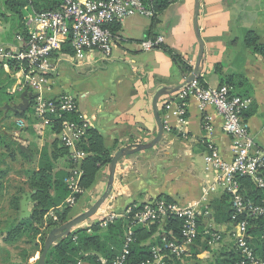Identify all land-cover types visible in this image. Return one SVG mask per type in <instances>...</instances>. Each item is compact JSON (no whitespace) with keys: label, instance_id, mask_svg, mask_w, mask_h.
Wrapping results in <instances>:
<instances>
[{"label":"crops","instance_id":"crops-1","mask_svg":"<svg viewBox=\"0 0 264 264\" xmlns=\"http://www.w3.org/2000/svg\"><path fill=\"white\" fill-rule=\"evenodd\" d=\"M194 2L177 0L169 3L154 20L132 16L125 18L113 33L116 36L113 50L102 65L98 61L82 62V67L77 70L76 61L60 58L59 70L49 87H45V94L78 93V117L97 130L104 145L111 150V157L122 147L146 143L156 135L157 124L152 110L154 92L162 85L182 83L192 71L199 53V42L193 26ZM197 20L203 42L198 77L206 86L227 85L232 94L251 99L248 108H253V113L246 118L249 132L254 142L264 148V56L244 44L247 32H254L258 42L264 44V0H199ZM6 26L3 24L0 27V38L7 37ZM156 36L163 37L160 47L151 50L141 48L143 41ZM175 56L180 57L181 63L175 60ZM217 64L222 69L219 73L216 72ZM91 65L101 69L84 76ZM5 74L14 79L12 88H15L13 71ZM174 95L175 92L163 95L158 103L164 125L161 141L151 149L118 160L108 199L78 228L90 227L106 211L120 213L130 203L141 204L160 195L182 204L196 201L201 197L203 185L212 181V174L203 169L207 144L212 143L223 158L230 159V137L225 133L223 120L214 106L206 104L201 108L199 101L190 97L186 101V124L181 126L178 119L163 106ZM8 115H12L13 123L21 118L11 111H5V116ZM23 132L14 130L12 133L17 138H23L25 144L37 146L36 152L26 151L30 161L36 156L37 164L31 169L37 170L41 149L47 146L48 150H53V139L57 136L48 130L35 129L36 134L28 129ZM62 158L59 156L53 161V171L65 173L66 177L69 163L66 157ZM107 179L108 166L100 168L92 185L71 207L69 218L91 207L103 193ZM244 185L243 191L248 194L249 188ZM83 194L87 197L86 202L77 206ZM224 197L218 191L208 200L210 221L213 223L212 212L224 201ZM61 207L57 206L56 209ZM28 208L31 211V201ZM54 210L49 209L45 217L48 218ZM14 216L11 215L9 220ZM220 225L221 241L210 247L211 251L202 250L196 256L201 264L213 259L215 251L219 254L233 248L231 223ZM26 238L22 235L15 244H9L0 235V264H36L37 251L26 256L24 261L19 255L22 250H32V244L25 243ZM98 259L101 264L106 261L102 256ZM78 263L89 264L85 261Z\"/></svg>","mask_w":264,"mask_h":264},{"label":"built area","instance_id":"built-area-1","mask_svg":"<svg viewBox=\"0 0 264 264\" xmlns=\"http://www.w3.org/2000/svg\"><path fill=\"white\" fill-rule=\"evenodd\" d=\"M163 1L172 3L177 0H62L56 10L31 11L27 15L24 22L27 36L15 33L11 41L0 43V69L8 73L13 71L16 79L15 88L9 89V93L31 89L35 96L31 98L28 115L35 122V129L49 130L57 123L59 131L54 134L69 151V171L64 179L69 194L64 200L65 206L72 207L78 195L83 193L79 182L82 160L87 154L79 145L90 125L80 118L77 122L65 117V114L78 112L73 94L65 92L47 96L45 87H49L58 72L60 58H69L78 64L97 59L102 65L111 55L116 38L110 26L121 24L125 18L134 15L154 18L158 13L157 5ZM162 44L163 37L156 36L143 41L141 48L151 50ZM12 63L14 66L10 68ZM190 97L196 98L201 108L206 104L213 105L221 116L223 129L230 137V159L223 158L212 143L207 144L203 169L212 174V181L203 185L201 197L196 201L182 204L173 199L154 198L141 204L130 203L120 213L106 211L100 215L97 222L101 228L119 218L130 220L121 252L109 263L104 260V264L125 263L135 239L133 225L148 228L170 218L182 221L180 237L172 230L163 231L160 243L151 247L152 259L143 264H166L167 260L174 258L183 261V256L189 255L196 246L198 218L209 216L208 200L218 191L227 196L232 210L231 237L233 247L240 255L235 264H264V257L254 253L249 232L250 227H257L262 222L260 240L264 242V148L254 142L247 120L243 118L251 99L232 94L227 85L206 86L196 78L176 91L174 97L163 105L181 126L186 124V101ZM15 124L26 127L27 121L17 118ZM243 180L259 191V201L246 196ZM49 217L57 219L52 211ZM220 226L208 221L203 226L201 241L210 247L217 245L222 239Z\"/></svg>","mask_w":264,"mask_h":264},{"label":"trees","instance_id":"trees-1","mask_svg":"<svg viewBox=\"0 0 264 264\" xmlns=\"http://www.w3.org/2000/svg\"><path fill=\"white\" fill-rule=\"evenodd\" d=\"M61 2L62 0H0V23L7 24L12 35L21 33L27 36V31L24 27L27 15L31 11L43 12L56 10ZM168 4L165 1L159 3L157 5L158 12L166 8ZM110 28L112 33H114L120 26L119 24H112ZM244 44L252 49V51L261 53L264 56V44L258 42V38L254 32H247L244 37ZM174 58L178 63H181L180 57L175 56ZM13 66L12 63L10 68H13ZM215 67L217 73L221 72L220 64H217ZM186 69L190 71L189 67ZM2 75L5 76L7 74L0 69V77ZM13 81L14 79L8 80V84H12ZM197 81L205 85L199 77H197ZM4 85L3 80H0L1 120L5 119V111L8 107L14 105L11 94L6 95L4 92ZM14 94H17L19 99L20 92ZM30 111L31 108L29 106L26 111H16L13 115L26 119L28 126L25 129L35 133L33 127L35 126V122L28 115ZM252 113L253 108L251 109L250 107L243 113V118L246 119ZM65 117L79 122L77 113L65 114ZM11 124L17 127L15 123ZM12 126L5 128V125L0 124V192L4 188L3 182L12 168L11 165L5 163V157L10 156L12 161H14L16 152L27 163L30 162L27 152L20 148V145H23L25 141L17 138L9 131L13 128ZM48 131L57 133L59 131L58 124L56 123ZM25 147L27 151H33L31 145L28 144ZM79 148L87 154L82 160V175L79 182L81 189L84 191L92 185L100 168L108 166L111 160V150L104 145L101 135L91 126L86 130L85 137L81 141ZM59 156L66 157L70 164L69 151L61 145L58 138H55L53 139V150H48L47 146L41 149L38 169H25L26 187H19L15 190L9 200L10 208L16 211V215L5 226L0 228V235L2 240L9 244H15L20 240L22 235H25L27 237L25 243H31L32 250L30 252L22 250L21 253L24 257L30 256V254L36 251L40 254L48 231L65 223L69 219L71 207L63 205L64 199L69 194V190L63 180L65 173L53 171V161ZM243 182L245 183L244 186L249 188V193L246 196L254 201H259L261 198L259 191L254 189L249 181L243 180ZM33 189L36 191L31 197V215L29 218L20 220L18 218V211L20 208L21 194L26 191L31 192ZM156 199L171 200L169 197L163 195L158 196ZM223 199L224 201H221V204L212 212V218L215 224L231 221L232 210L227 202V196ZM225 200L227 203H225ZM60 205L62 207L56 209ZM51 208L55 209L56 220L52 217H45V214ZM210 219V216L207 215L198 218V235L195 239L196 246L192 247L189 255L183 256V262H186V264H201L196 258L197 254L202 250L211 251L210 246L201 241L203 238V226ZM129 224V219L119 218L109 223L105 228H101L98 222L93 223L89 228H76L67 237L57 242V244L48 250L45 262L46 264H78L79 261H85L89 264H101L98 258L102 256L106 259V263H109L121 252L125 229ZM181 224V220L170 218L163 224L155 222L148 228L138 224L133 225L135 239L130 246V253L124 264H143L145 261L151 260V247L160 243L162 232L172 230L173 234L179 238ZM262 225V222H260L257 227H250L249 232L252 236L251 242L254 253L257 256L264 257V242L260 240ZM239 259L240 255L233 247L230 251H225L224 253L216 254L215 251L213 259L207 262L209 264H235ZM36 264H38V260ZM166 264L183 263L174 258L167 260Z\"/></svg>","mask_w":264,"mask_h":264},{"label":"water","instance_id":"water-1","mask_svg":"<svg viewBox=\"0 0 264 264\" xmlns=\"http://www.w3.org/2000/svg\"><path fill=\"white\" fill-rule=\"evenodd\" d=\"M198 10H199V0H195L193 26H194L196 38L199 42V53H198V57H197L196 63L192 71L182 83L177 84V85H162L153 94L152 110H153L154 118L157 124L156 135L150 141L146 143H138V144H134L129 147L128 146L122 147L118 149L112 155L111 160L108 164V179H107V183H106L103 193L91 205L89 209H87L86 211L74 217L69 218L65 223L59 226H56L48 231L45 237L43 246H42V251L37 258L38 264H46L45 257L47 255L48 250L53 245L57 244V242L67 237L81 223L91 218L99 210V208L105 203L112 189L115 169H116L118 160L121 159L122 157L133 155L135 153L151 149L152 147H154L156 144H158L161 141L163 134H164V125L160 118V113H159V108H158V103H159L161 96L174 93L180 90L181 88L185 87L190 82H192L194 79H196L200 72V63L202 61V55H203V42L200 37L199 27H198V20H197ZM32 96H35V94L32 93L28 88L24 89L19 95V100H20L19 103L9 106L6 111H11L12 113H15L16 111H26L30 105ZM20 148L23 149L24 151H27L23 145H20ZM35 191L36 190L33 189L31 192H24L21 195L20 209H19V214H18V218L20 220L30 217L31 211L28 208V204L31 201L32 194L35 193Z\"/></svg>","mask_w":264,"mask_h":264},{"label":"rangeland","instance_id":"rangeland-1","mask_svg":"<svg viewBox=\"0 0 264 264\" xmlns=\"http://www.w3.org/2000/svg\"><path fill=\"white\" fill-rule=\"evenodd\" d=\"M132 17H141V18L148 19L147 17L140 16V15H134ZM3 24L4 23H0V27H3ZM5 29H7V30H5ZM5 29H4L6 31L5 34L7 35V37L6 38H0V43L3 42V41L12 40L11 37L13 38V35H12V33H10V29H9L8 25L5 27ZM97 61H98L97 59H94V60L89 61V63H91V62L96 63ZM81 67H82L81 64H78L77 70H80ZM94 68H96V69H94ZM98 69H101V68L93 67L91 65L90 68H88L86 70V72H84V76H90ZM7 76L8 75H5V76L2 75L0 77V80H3V83L5 84L4 85V87H5L4 92H5L6 95L10 94L9 93V89L12 88V84H8V80H10L12 78H11V76H9V77H7ZM74 76H76V75H74ZM71 94H73L75 96V98H76V101H78L77 100L78 99V97H77L78 93H71ZM11 97H12V101L14 102V104L19 103V99L17 97V94H11ZM9 114H11V113H9ZM11 116L12 115L6 116V118L4 120L3 119L1 120V118H0V124L5 125V128H7L8 126H12L11 123H13V122H12ZM12 127L13 128H11L9 130L11 132H14V130H17L19 133H21V132L24 133L23 131H25V127H21V128L20 127H14V126H12ZM23 145H27V143L26 144L24 143ZM31 147H32V150H34L35 152L37 151V146L36 145L34 146V144L33 145L31 144ZM15 155H16V158H15L14 161H12L10 156H6L5 159H4L5 163L11 165L12 168H11L7 178H5V180L3 182V187L4 188L0 192V227L5 226L9 222V219L11 218V215H16V211L12 210L10 208V205H9V199H10L12 191H14L15 189H18L19 187H26V184H25V180H26L25 169H27V168L31 169L32 167H35L36 164H37L36 163L37 162V160H36L37 158H36L35 155H34L35 157H33L31 159V161L28 162V163L26 162V160L24 158H22L16 152H15ZM62 157H63L62 159H64V156H62ZM1 165H3V164H1ZM86 198H87L86 195L83 194L81 196V198H80V201L77 203V206L80 205V203H85L86 202ZM13 255H14V258H16L15 257V255H16L15 252H13ZM19 255L22 256L23 261H24L25 257L23 256V254L19 253ZM39 255L40 254H38V256ZM38 256H37V258H38ZM203 264H209V263L207 261L206 262L203 261Z\"/></svg>","mask_w":264,"mask_h":264}]
</instances>
